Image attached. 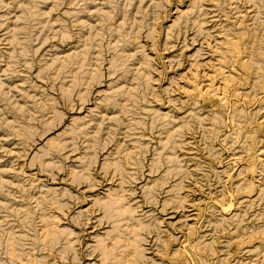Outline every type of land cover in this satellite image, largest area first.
Listing matches in <instances>:
<instances>
[{"label":"rangeland","instance_id":"374dc122","mask_svg":"<svg viewBox=\"0 0 264 264\" xmlns=\"http://www.w3.org/2000/svg\"><path fill=\"white\" fill-rule=\"evenodd\" d=\"M0 264H264V0H0Z\"/></svg>","mask_w":264,"mask_h":264}]
</instances>
